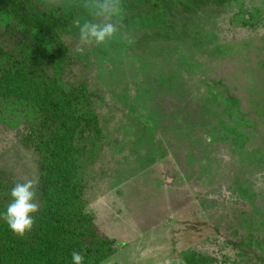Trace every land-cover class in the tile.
Listing matches in <instances>:
<instances>
[{"label": "rangeland", "instance_id": "obj_1", "mask_svg": "<svg viewBox=\"0 0 264 264\" xmlns=\"http://www.w3.org/2000/svg\"><path fill=\"white\" fill-rule=\"evenodd\" d=\"M102 2L31 0L44 22L27 32L68 112L100 118L72 132L85 210L115 240L98 264H264V0H118L115 35L81 45ZM12 3L0 36L24 27ZM45 119L0 107V175L34 180L39 208L26 139L53 135Z\"/></svg>", "mask_w": 264, "mask_h": 264}, {"label": "trees", "instance_id": "obj_2", "mask_svg": "<svg viewBox=\"0 0 264 264\" xmlns=\"http://www.w3.org/2000/svg\"><path fill=\"white\" fill-rule=\"evenodd\" d=\"M12 2L14 18L24 27L0 36V107L33 105L45 112L44 125L54 131L46 139L37 134L26 139L40 157L43 203L34 214L32 229L23 237L0 219V264H72L73 251L81 253L84 264H98L115 252V240L100 231L85 210L72 132H84V125L89 124L98 133L100 118L93 109L83 114L68 112L59 98V68L53 76L38 75L39 57L27 41V32L44 22L43 16L31 13V0ZM53 56L58 64L57 53H49L46 59ZM14 185L0 175V211L11 202L9 192Z\"/></svg>", "mask_w": 264, "mask_h": 264}, {"label": "clouds", "instance_id": "obj_3", "mask_svg": "<svg viewBox=\"0 0 264 264\" xmlns=\"http://www.w3.org/2000/svg\"><path fill=\"white\" fill-rule=\"evenodd\" d=\"M121 9L118 0H103L95 12L97 17H103L101 22H85L79 26V40L81 45L103 44L110 40L117 32L114 18L119 17ZM82 51V49H81ZM9 195L11 202L0 211V219L17 235L23 237L34 224V214L38 212L35 203L37 196L36 182L27 180L17 182L11 187ZM72 264H84V257L79 251H73Z\"/></svg>", "mask_w": 264, "mask_h": 264}]
</instances>
